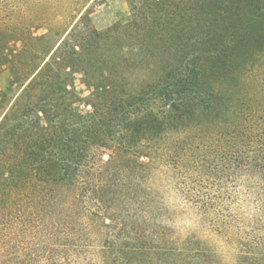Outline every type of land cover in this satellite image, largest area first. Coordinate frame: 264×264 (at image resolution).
Segmentation results:
<instances>
[{
	"label": "trees",
	"instance_id": "trees-1",
	"mask_svg": "<svg viewBox=\"0 0 264 264\" xmlns=\"http://www.w3.org/2000/svg\"><path fill=\"white\" fill-rule=\"evenodd\" d=\"M259 1L172 0L190 36L164 64L145 60L142 36L155 26L134 6L132 21L104 30L74 25L33 71L16 65L25 83L0 118V264H264V49L238 92L209 87L196 28ZM39 3L0 0V68ZM77 72L96 88L92 110L75 108ZM150 97L168 108L162 118ZM164 165L184 172L204 238L157 223L163 208L143 182ZM237 187L257 203L251 219L225 207Z\"/></svg>",
	"mask_w": 264,
	"mask_h": 264
},
{
	"label": "rangeland",
	"instance_id": "rangeland-1",
	"mask_svg": "<svg viewBox=\"0 0 264 264\" xmlns=\"http://www.w3.org/2000/svg\"><path fill=\"white\" fill-rule=\"evenodd\" d=\"M171 3L172 0H40L35 8L39 19L25 27L28 37H14L8 42L10 55L7 58L10 61L0 68V118L25 83L26 78L16 74V65L24 66L26 72L33 71L49 58L68 31L78 23L89 29L104 30L116 23L132 21L135 16L133 7L136 6L137 19L146 18L155 26L142 36L147 55L145 60L164 64L170 58H177V45L185 43L190 33L188 25L179 18L178 10ZM196 28L202 45L197 62L202 70L203 84L216 87L215 80H221L217 86L220 84L238 92L242 87L238 82L240 75L250 68L254 57L264 49V0L232 14L212 13ZM104 75L109 77L106 72ZM137 76L139 79L136 78L137 85L133 89L135 95L145 90L146 77ZM72 87L78 98L75 108L92 110L98 101L92 82L77 72L72 75ZM146 104L159 118L167 113L168 108L152 97L146 100ZM106 160L104 152L97 162L102 164ZM183 175L184 172L170 173L164 165L157 169L156 178L144 181L143 186L152 192L151 198L163 208L157 217L159 225L171 228L174 236L181 239L191 235L204 238L208 225L188 208L189 183ZM215 191L209 192L217 195ZM224 204L240 219H251L258 211L254 198L238 187L229 190V198Z\"/></svg>",
	"mask_w": 264,
	"mask_h": 264
}]
</instances>
